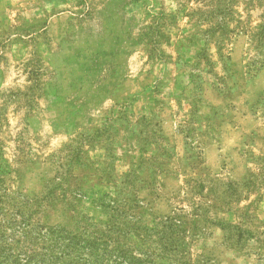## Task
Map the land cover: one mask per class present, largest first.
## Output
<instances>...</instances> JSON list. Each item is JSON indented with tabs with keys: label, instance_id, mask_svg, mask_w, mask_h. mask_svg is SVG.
<instances>
[{
	"label": "rangeland",
	"instance_id": "1",
	"mask_svg": "<svg viewBox=\"0 0 264 264\" xmlns=\"http://www.w3.org/2000/svg\"><path fill=\"white\" fill-rule=\"evenodd\" d=\"M9 218L264 264V0H0Z\"/></svg>",
	"mask_w": 264,
	"mask_h": 264
},
{
	"label": "trees",
	"instance_id": "2",
	"mask_svg": "<svg viewBox=\"0 0 264 264\" xmlns=\"http://www.w3.org/2000/svg\"><path fill=\"white\" fill-rule=\"evenodd\" d=\"M116 232L111 227L71 232L58 224L0 219V264H134L132 248Z\"/></svg>",
	"mask_w": 264,
	"mask_h": 264
}]
</instances>
